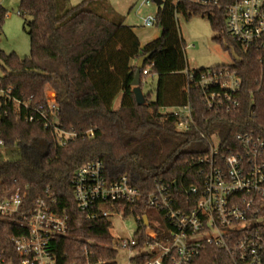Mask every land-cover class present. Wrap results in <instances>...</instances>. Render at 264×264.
<instances>
[{
  "label": "trees",
  "instance_id": "16d2710c",
  "mask_svg": "<svg viewBox=\"0 0 264 264\" xmlns=\"http://www.w3.org/2000/svg\"><path fill=\"white\" fill-rule=\"evenodd\" d=\"M105 1L70 5L69 0H20L19 14L32 17L24 26L29 54L20 58L15 52L0 50V89L11 86L38 102L45 100L48 88L54 90L61 126L77 133L61 146L42 123L28 122L23 115L0 108V137L10 151L7 158L0 154V198L18 188L26 192L28 205L38 196L52 195L53 209L67 218V234L51 244L56 264H116L110 220L87 218L74 200L71 179L82 164L101 160L109 181L126 176L145 196L158 182L172 187L200 184L203 166L195 161L209 152L207 139L214 132L223 154L239 149L236 132L252 131L264 139V47L244 49L231 38L225 21L229 0L205 7L191 0H163L157 5L155 23L162 32L143 47L124 17ZM176 12L186 19L206 16L215 32L213 39L236 52L228 65L241 78L237 108L208 110L199 89L185 90L186 72L198 74L206 68L187 67ZM6 14L0 6V29ZM148 53L140 85L156 74L155 98L147 93L146 103L138 105L132 92L136 63L131 61ZM120 93L121 104L115 110L113 102ZM188 103L195 126L178 132L176 116L164 109ZM90 129L93 136L89 137L85 132ZM151 209L142 204L133 212L150 218ZM129 212L125 208V215ZM145 228L139 223V239ZM26 232L14 221H0V252L17 261L10 238ZM226 259L223 250L207 246L192 264H223Z\"/></svg>",
  "mask_w": 264,
  "mask_h": 264
},
{
  "label": "built area",
  "instance_id": "2783aa9c",
  "mask_svg": "<svg viewBox=\"0 0 264 264\" xmlns=\"http://www.w3.org/2000/svg\"><path fill=\"white\" fill-rule=\"evenodd\" d=\"M178 1L181 0H173ZM191 1L204 7L216 4V0ZM153 2L143 0L142 5L150 7ZM225 17L229 35L244 49L264 47V0H229L225 4ZM155 23L156 12L142 18L146 27ZM186 74L185 90L199 89L206 109L237 108L241 78L229 65ZM146 82L144 79L143 84ZM51 94H45V100L38 102L11 86L1 88L0 108L5 113L23 115L28 122L42 123L52 130L58 144L65 146L77 133L61 126L56 93L52 90ZM171 108L164 109V113L176 116L178 132L195 126L189 103ZM85 135L93 136L92 129ZM234 136L239 149H230L226 154L221 153L216 132L207 139L209 152L195 161L203 166L200 184L172 187L158 182L145 196L126 176L109 181L101 160L84 163L71 179L76 205L90 219L132 216L137 229L139 223L145 224L143 217L147 218L142 239L137 237V230L119 240L113 237L115 249L118 246L132 253L130 264H192L207 246L226 253L223 264H264V139L252 131L236 132ZM5 151L9 148L0 137V154L7 158L9 154ZM174 190H178L177 194ZM54 203L52 195H48L38 196L28 205L26 192L19 188L0 198V221L11 220L27 229L25 234L10 238L17 261L7 252H0V264H56L51 244L67 234V218L53 209ZM142 204L157 210L160 225L152 226L146 215L133 212ZM127 207L130 212L125 215Z\"/></svg>",
  "mask_w": 264,
  "mask_h": 264
},
{
  "label": "rangeland",
  "instance_id": "374dc122",
  "mask_svg": "<svg viewBox=\"0 0 264 264\" xmlns=\"http://www.w3.org/2000/svg\"><path fill=\"white\" fill-rule=\"evenodd\" d=\"M82 0H69L70 5H76ZM143 0H106L105 3L112 11L124 17L125 24H132L137 30L145 35L156 32L157 25L146 27L142 24V18L150 13H155L157 5L153 2L150 7L142 5ZM152 1V0H151ZM20 0H0V5L7 10L0 29V50L9 54L15 52L20 58H24L30 51V39L25 30L26 22L31 16L19 14ZM178 30L181 38L185 41V58L189 69L209 68L217 65H228L237 57L233 49L225 50L222 44L213 39L215 32L212 30L206 16L193 15L186 19L183 14H176ZM2 61L0 60V75L2 74ZM156 83L150 77L143 84V92L146 95ZM52 89H47L45 94L50 95ZM152 93V92H151ZM53 95V94H51ZM168 111L172 108H168ZM9 153L10 151H5ZM152 226L160 225L157 211H148ZM110 232L115 239L133 235L137 230V223L132 216L121 218L111 216ZM161 226L163 223L161 222ZM160 226V228H162ZM158 227V226H156ZM116 264H130L129 257L132 255L128 249L116 248ZM133 252V251H132Z\"/></svg>",
  "mask_w": 264,
  "mask_h": 264
},
{
  "label": "water",
  "instance_id": "95a60500",
  "mask_svg": "<svg viewBox=\"0 0 264 264\" xmlns=\"http://www.w3.org/2000/svg\"><path fill=\"white\" fill-rule=\"evenodd\" d=\"M155 4L156 5H160L163 0H154ZM150 56V54H145V55H142L140 56L138 59H137V62H136V71H135V74H134V78L132 80V92H133V95H134V98H135V101L138 105H143L146 103V97H145V94L143 92V89L140 85V76H141V69L143 68V65H144V61ZM176 185V183H175ZM144 218V222H145V225L147 224V218L146 217H143Z\"/></svg>",
  "mask_w": 264,
  "mask_h": 264
},
{
  "label": "crops",
  "instance_id": "0c3cea01",
  "mask_svg": "<svg viewBox=\"0 0 264 264\" xmlns=\"http://www.w3.org/2000/svg\"><path fill=\"white\" fill-rule=\"evenodd\" d=\"M127 25L132 27L133 32L137 35L139 41H140V46L143 47L145 44H147L148 42H150L151 40L157 38L160 36L162 29L160 26H157L159 29L154 32L153 34L150 35H145L140 33L137 28L135 26H133L132 24L127 23ZM137 62V60H132L131 64H135ZM152 79V81H154V83H157V75L156 74H151L150 76H148ZM147 77V78H148ZM146 78V79H147ZM155 86L151 89L150 93H151V98L154 99L155 98ZM121 99H122V93H120L114 100L113 102V109H118L120 107L121 104Z\"/></svg>",
  "mask_w": 264,
  "mask_h": 264
}]
</instances>
